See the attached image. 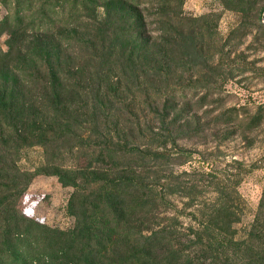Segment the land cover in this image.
I'll return each instance as SVG.
<instances>
[{"label":"rangeland","instance_id":"obj_1","mask_svg":"<svg viewBox=\"0 0 264 264\" xmlns=\"http://www.w3.org/2000/svg\"><path fill=\"white\" fill-rule=\"evenodd\" d=\"M160 1H167L168 18L161 20L155 15L159 10L155 0L142 7V26H137L133 34L147 40L134 56L144 68L135 71L138 79L134 74L128 76V81L122 79L121 88L111 95L106 114L90 116L92 94L82 79L91 62L84 60L86 48L80 46V40L85 34L81 27H66L45 38L41 49L36 50L39 61L22 63L15 58L0 66V88L7 90V102L30 106L26 113L34 114L40 122L36 124L43 127L53 114L50 106L46 107L48 95L43 91L45 67L37 68L35 62L48 53L52 60L61 55L64 60L54 69L58 67L63 74L67 87L62 100L70 109H59L60 123L49 122L52 130L47 126L42 138L52 140L53 131H64L66 124L72 125V134L44 146L22 143L32 132L17 135L10 122L1 148L15 143V152L5 161L9 168L13 160V165L24 172L18 178L19 185L13 183L12 188L22 187V180L40 166L45 170H52L50 166L74 168L95 160L100 148H91L79 138H94L104 129L111 130L115 142L123 143L121 150L150 152L163 148L171 152L163 161L147 157L144 166L134 152L121 153L117 158L118 168L128 167L137 175L135 182L140 187L131 193L132 200L136 202L140 196L146 200L144 206L127 215L126 229L134 240V234L149 236L158 232L160 244L153 252V264L167 263L172 250L177 251V257L167 264H208L210 261L201 257L202 246L195 235L198 230L204 231L207 214L212 212L219 218L209 223L213 230H221L228 237L243 233L256 215L264 188V0ZM44 2L50 11L46 18L39 19L37 10ZM52 5L53 0H36L32 11H24L23 25L33 18L34 26L39 22L38 26L55 29L58 23L53 24ZM14 7V0H0V58L12 48L13 33L8 24L14 26L20 20L13 18ZM95 14L102 18L103 7L95 8ZM80 24L85 26L83 21ZM163 26L164 42L159 37ZM75 29L78 32H70ZM25 58L33 57L30 54ZM72 61L86 68L75 80L68 72ZM74 81L81 86L73 89ZM21 126L25 125L18 122L15 128ZM33 129L42 133V129ZM96 165L107 168V159ZM0 176V181L7 183L13 173L5 171ZM236 182L237 194L231 193L232 198L221 192L230 190ZM25 187L18 199L8 198L1 187L4 207L13 206L17 214L58 231L71 230L76 224L71 202L79 206L83 195L92 194V198L97 190L88 184L74 194V187L63 186L57 175L45 171L33 175ZM228 202L235 210L225 215L220 206ZM207 234L203 232L204 245L209 239ZM215 256L224 258L221 251ZM228 257L236 256L228 252Z\"/></svg>","mask_w":264,"mask_h":264},{"label":"trees","instance_id":"obj_2","mask_svg":"<svg viewBox=\"0 0 264 264\" xmlns=\"http://www.w3.org/2000/svg\"><path fill=\"white\" fill-rule=\"evenodd\" d=\"M53 1L54 5L52 6H55L52 8L53 24L58 23L55 29H53L54 26L47 28L38 26L41 25L39 22H36L37 25L34 26L33 18L28 24L23 25L22 17L26 14L24 11L28 8V11H32L36 0H14L13 18H20V20L16 21L14 26L12 23L8 24V27L12 29L11 33H13L12 48L3 58H0V66L7 65V61L10 63L15 58L22 63L26 60L34 61V59L39 61L40 56L36 50L41 49L45 38L61 32L66 27L77 29L81 27L85 37L80 40L82 43L80 46L86 48L84 60L87 59L91 62L88 74L84 75L82 79L86 89L90 90L92 94L90 116L95 117L98 113H107V104L110 103L111 95L121 88L122 79L128 81V76L131 74H134L138 79L139 76L135 71L138 68H144V66L141 67V60L137 62V57L134 56L135 50L142 48L143 42H147V40L142 36H135L133 33L138 31L136 30L137 26H142L144 20L142 7L151 0ZM166 2L155 0V4L159 5V10L155 12V15L159 16L161 20L167 19L170 12ZM48 5L44 2L39 6L37 10L39 19L48 16V11H50ZM99 6L103 7L102 18H97V14H95V8ZM81 21L84 22V27L80 24ZM161 25H164V22H161ZM165 30L166 28L163 26V31L159 36L162 42H164ZM70 32L75 33L78 30ZM30 54L33 58H25ZM63 60L61 55L52 60L51 53H48L46 56H41L39 63L35 62L37 68H41V65L45 67L43 91L48 95L46 107L50 106L51 115L53 114L52 117H49L51 125L60 123L57 118L60 116L58 115L60 108L65 111L70 109L68 105H65L67 103L62 100L67 87L63 83V74L58 67L54 69V66ZM117 61L120 62V66H117L116 69L114 65ZM72 63L68 67V72L75 80L76 75H82L81 73L84 72V69L86 71V68L78 66V63L73 61ZM145 64L147 65V63ZM31 65L35 67L32 62ZM146 67L149 68V64ZM79 86H81L80 82L77 81L72 84L73 89ZM6 94L7 90L0 88V117L2 118V120L0 119V174L10 171L13 176L7 183L0 181V189L4 187L1 189L3 193L8 198L18 199L24 193L25 185L30 182L33 175L43 171L57 175L63 186L74 187L76 189L74 194L84 190L88 184L96 186L97 190L96 195L92 198V194L83 195L79 206L71 202L76 224L73 229L68 231H58L43 226L27 216L17 214L14 212L13 206L4 207V201L0 200V264H39L41 262L45 264H153L151 260L153 252L160 244V241L157 240L158 232L149 236H135L134 234L136 240L131 237L132 233L128 235L130 233L126 229L127 215L144 206L146 200L141 196L137 198L136 202L132 200L131 193L140 187L135 182L137 175L134 170L130 172L131 169L128 170V167L118 168L117 158L122 155L121 153L134 152L137 154V159L141 161L140 164L144 166L146 158L149 156L157 162L170 157L172 153L163 148L150 152L138 148L131 149L134 150L132 152L121 150L120 148L124 147L123 143L117 140L115 142L111 130L104 129L100 134L96 133L94 138L89 136H80L79 138L92 145L91 148H97L96 146L100 148L95 160L74 168L50 166L52 170H45L46 167L40 166L34 170L32 176H26V179L22 180L24 181L22 187L12 188L11 184L13 185V183L19 185L18 183L21 181L18 182V178L24 172H20L13 165V160L11 163L9 162V168L5 161L7 156L11 159L15 152V143L11 145L6 143L5 148H1V144L6 140V131L9 130L10 122L12 123L11 128L17 135L24 134L26 131L32 132L22 140V143L29 145L31 142L32 145L43 144L44 146L48 145V142H56L63 136L72 134L70 130L72 125L66 124L64 131H53L52 140L43 139L42 136L48 130L47 126L52 130V126L48 125L49 122L43 127L39 126L36 123L40 122L34 118V114L26 113V110H31L30 106L14 105L12 102H7ZM24 114L28 116L25 118ZM92 120L95 121V119ZM18 122L25 126L15 128ZM73 122L79 121L73 119ZM94 124L96 125V123ZM33 126L42 129V133L34 131ZM95 139H99V141L97 142ZM105 159L108 162L107 168L103 169L96 165L103 163ZM0 178L3 177L0 176ZM236 184L237 182L233 183L230 188L228 187L230 190L222 188L221 192L230 194L232 198L231 193L237 194ZM74 194L73 198L76 197ZM75 209H78V212H74ZM222 210H225V215H230L232 210H235L234 204L228 202V204L221 205L220 211L222 212ZM207 217L204 231L198 230L195 235L202 246L200 248L201 257L208 259L210 261L208 264H212L214 261L218 264H264V188L256 215L243 233L239 231L235 236L228 237L225 232L210 228L209 223H216L219 218H215L212 212L208 213ZM203 232L208 233L209 238L205 245L202 244ZM232 232L236 233L235 230ZM219 251L224 255L221 260L215 256ZM228 252H232L236 257H228ZM176 257L177 251L172 250L168 255L167 263Z\"/></svg>","mask_w":264,"mask_h":264}]
</instances>
